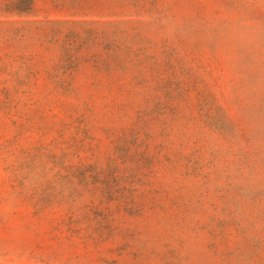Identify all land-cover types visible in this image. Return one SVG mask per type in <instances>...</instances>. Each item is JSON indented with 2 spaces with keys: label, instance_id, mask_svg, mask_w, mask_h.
<instances>
[{
  "label": "rangeland",
  "instance_id": "1",
  "mask_svg": "<svg viewBox=\"0 0 264 264\" xmlns=\"http://www.w3.org/2000/svg\"><path fill=\"white\" fill-rule=\"evenodd\" d=\"M0 264H264V0H0Z\"/></svg>",
  "mask_w": 264,
  "mask_h": 264
}]
</instances>
